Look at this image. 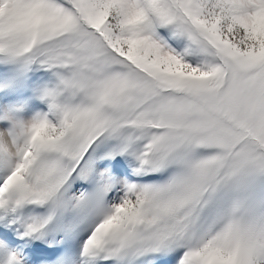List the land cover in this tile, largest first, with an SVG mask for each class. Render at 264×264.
Wrapping results in <instances>:
<instances>
[{
	"label": "snow or ice",
	"instance_id": "6c2138e0",
	"mask_svg": "<svg viewBox=\"0 0 264 264\" xmlns=\"http://www.w3.org/2000/svg\"><path fill=\"white\" fill-rule=\"evenodd\" d=\"M0 264H264V0H0Z\"/></svg>",
	"mask_w": 264,
	"mask_h": 264
}]
</instances>
